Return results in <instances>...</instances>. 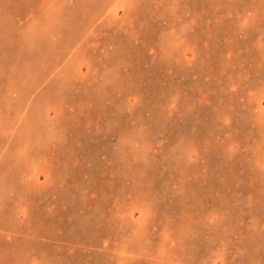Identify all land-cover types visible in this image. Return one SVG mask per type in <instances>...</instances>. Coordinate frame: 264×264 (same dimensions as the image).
Wrapping results in <instances>:
<instances>
[{"label":"rangeland","instance_id":"obj_1","mask_svg":"<svg viewBox=\"0 0 264 264\" xmlns=\"http://www.w3.org/2000/svg\"><path fill=\"white\" fill-rule=\"evenodd\" d=\"M0 264H264V0H0Z\"/></svg>","mask_w":264,"mask_h":264}]
</instances>
